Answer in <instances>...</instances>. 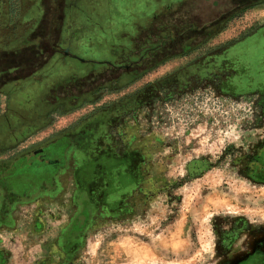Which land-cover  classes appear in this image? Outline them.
<instances>
[{
	"label": "rangeland",
	"instance_id": "rangeland-1",
	"mask_svg": "<svg viewBox=\"0 0 264 264\" xmlns=\"http://www.w3.org/2000/svg\"><path fill=\"white\" fill-rule=\"evenodd\" d=\"M109 1L85 0L96 16ZM56 10L0 0L4 62L9 49L27 51L41 18L42 37H53L38 72L0 78V264H58L55 241L79 209L78 188L89 220L68 264H235L250 255L264 240V5L189 54L97 92L68 87L80 69L71 58L92 56L71 11L57 23L53 55ZM147 87L154 95L142 99ZM22 182L29 200L10 203Z\"/></svg>",
	"mask_w": 264,
	"mask_h": 264
},
{
	"label": "trees",
	"instance_id": "trees-1",
	"mask_svg": "<svg viewBox=\"0 0 264 264\" xmlns=\"http://www.w3.org/2000/svg\"><path fill=\"white\" fill-rule=\"evenodd\" d=\"M39 1L42 14L46 6L57 9L58 18L52 26L57 40L50 41L53 55L60 51L58 43L62 24L57 26L59 19L70 11L79 13L85 27L79 41L83 52L90 54L92 59L71 58V61L78 62L80 69L77 75L74 73L72 85L68 87L78 91L89 84L87 92H97L105 85L121 83L125 78L134 79L170 59L185 56L218 34L233 19L264 5V0H111L96 16L85 0ZM43 18L38 21L36 30L22 42L29 46L27 51L19 53L15 50L17 47H13L5 54V62L0 58V78L3 81L7 80L11 70L22 75L17 79H25L24 72V75L29 73L31 76L51 59L43 53V44L53 38L50 35L42 37ZM94 49L99 53L93 52ZM96 67L98 71L94 69ZM117 70L121 73L117 74ZM83 71L85 73L81 76ZM170 82L175 84L178 78L173 76ZM153 95V89L147 87L139 97L150 99Z\"/></svg>",
	"mask_w": 264,
	"mask_h": 264
},
{
	"label": "flooded vegetation",
	"instance_id": "flooded-vegetation-1",
	"mask_svg": "<svg viewBox=\"0 0 264 264\" xmlns=\"http://www.w3.org/2000/svg\"><path fill=\"white\" fill-rule=\"evenodd\" d=\"M64 138L67 139L66 137H64ZM64 138H62V139H64ZM52 144H54V143H47L44 146H42L38 151L39 155H41V154H47L48 155V151L50 150ZM20 159H23V157L19 158L18 160H16L15 162L10 164V165H12L11 169H13V167L15 166L17 161H20ZM13 164H14V166H13ZM28 167L29 166H27L26 169ZM57 172L58 171H53L52 172L53 175L51 174V172L47 173V175L51 178H54L55 177L54 175H57ZM18 176L19 177H16L18 179L23 177L20 175H18ZM7 177H5L6 182H7ZM39 177L42 178V174L35 172V178L38 179ZM16 178H14V179H16ZM8 180H10V179H8ZM22 183H24L23 185L20 186L22 190L20 192H18L22 197L14 196V199H16V200L12 199V200H10V203H18L19 202L18 200H21V202L29 200V199L25 198L28 195L27 194L28 189H26L28 186L25 184V182H22ZM84 191L85 190H83L81 188H78L77 191H75L73 201L78 204L76 206H78L79 209L77 211H75V213H73V215H71L69 217L68 222L66 223L65 226H63L62 230L60 231V235L57 236V239L55 241L56 245L54 246L53 251L57 252V253L59 252L61 254V257L58 258V259H60L58 264H68L70 259L74 258V255L72 253L75 252L76 245H78L79 237L83 235L85 228L88 224L89 212H88V208H87V201L84 199L85 198L84 197ZM34 192L35 191H33V193ZM44 193H46V192H44ZM36 229H38V226L36 227ZM33 264H37V263H33ZM235 264H264V240L255 243V246L253 248V252L250 255H248L246 258L237 261Z\"/></svg>",
	"mask_w": 264,
	"mask_h": 264
},
{
	"label": "crops",
	"instance_id": "crops-1",
	"mask_svg": "<svg viewBox=\"0 0 264 264\" xmlns=\"http://www.w3.org/2000/svg\"><path fill=\"white\" fill-rule=\"evenodd\" d=\"M30 33H32V31Z\"/></svg>",
	"mask_w": 264,
	"mask_h": 264
}]
</instances>
